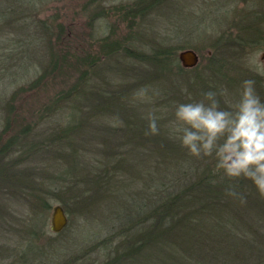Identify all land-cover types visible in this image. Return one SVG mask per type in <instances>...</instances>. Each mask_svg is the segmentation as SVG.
Listing matches in <instances>:
<instances>
[{
    "label": "rangeland",
    "instance_id": "rangeland-1",
    "mask_svg": "<svg viewBox=\"0 0 264 264\" xmlns=\"http://www.w3.org/2000/svg\"><path fill=\"white\" fill-rule=\"evenodd\" d=\"M137 1L0 0V145L14 135L20 121L21 125H29L30 134L35 136L31 141L42 142L48 138L49 144L52 142L51 133L69 124L61 113L46 114L50 97L66 85L61 70L52 75L47 70L43 76L49 53L57 49L61 53L60 48H51V41L57 37L61 50L65 48L64 44H71V49L83 55L90 52L100 54L104 60L99 63L92 80L90 75L89 82L94 83L95 89L98 86L118 95L115 106L103 110L104 115L99 118L95 114L84 118L81 112L85 127L87 124V128L96 129L98 126L99 134L92 135V130H84L88 135L80 145L86 148V154L74 144L78 150L76 158H79L78 162L81 160V164L76 163L79 168L84 163L87 169L92 168L91 154L94 164L106 148L111 150L112 144H118L112 140V131L125 125L122 115L117 113V108L124 103L131 109L143 106L146 112L155 113L160 132L165 134L167 131L171 135L169 139L180 141L175 127L177 104L205 99L196 77L205 79L211 90H218L216 99L224 100L223 106L231 110H235L245 80L253 81L256 94L264 100V69L260 57L263 43L248 44L242 55L225 57L227 63L236 65L225 74L233 72L238 76L236 79L228 80L221 75L220 80L213 79L204 73L202 67L207 57L215 52L213 45L217 37L228 30L237 33L236 24L241 14L254 6V0H159L147 8L143 19L133 18L137 23L135 26L125 28L130 17L138 14V10L131 8H142L133 6ZM146 1L149 0L143 2L149 4ZM60 26L62 31L59 33ZM130 31L133 39L129 40V45L135 43L136 51L150 53L153 51L150 46L157 44V47L163 45L167 48L166 78L158 75L151 80L140 79L137 72H149L150 67L135 60L127 64L118 58L119 55L111 61V54L105 55L107 46L101 50L102 44L121 41L122 36H127ZM64 33L72 39H65ZM186 48L199 54V61L193 67L181 66L177 58L178 52ZM82 68L80 64L78 69L84 70ZM157 78H164L166 86H160ZM147 117L148 114L143 119L145 125L149 124ZM24 141L30 142L25 137ZM54 148L49 146L48 155L41 152L27 161L18 155L17 171H33L26 175L25 184L16 188L0 186V264H98L113 253L112 240L104 238L109 234V218L104 206H98L94 212H82L76 196L67 188L69 181L79 172L76 168V174L71 171L65 175L62 153L70 147H65L62 152L61 145ZM118 148L127 149L128 144ZM147 150L144 153H148ZM15 156L16 153H12L3 160L12 161ZM145 158L144 164L150 168L164 166L160 152ZM169 165L165 163V168L168 169ZM47 175L48 192L42 193L41 182H45ZM124 178L127 181L134 179L128 173ZM36 181H39V188L33 186ZM57 203L63 206L68 221L62 230L53 232L50 215ZM63 204H67V208ZM103 238L104 243H101Z\"/></svg>",
    "mask_w": 264,
    "mask_h": 264
},
{
    "label": "trees",
    "instance_id": "trees-1",
    "mask_svg": "<svg viewBox=\"0 0 264 264\" xmlns=\"http://www.w3.org/2000/svg\"><path fill=\"white\" fill-rule=\"evenodd\" d=\"M143 1L133 5L144 9L131 8L138 10L139 15L131 12L133 16L125 28L135 26L133 18L143 19L147 8L159 0L146 1L147 5ZM254 1V6L241 14L236 24L237 33L228 30L216 38L213 45L215 52L207 57L202 66L209 77L220 80L221 75L228 80L236 79L238 76L233 72L225 74L236 67L227 63L225 57L242 55L248 44H264V0ZM61 31L60 26L59 33ZM131 34L132 31L122 36L121 41L102 44L101 50L107 46L105 55L111 54V61L119 55L118 58L127 64L135 60L150 67L149 72H137L140 79L151 80L158 75L166 78L167 48L163 45L157 47L156 43V46H150L153 51L141 53L136 51L135 43L132 42L130 47ZM64 38L72 39L67 35ZM58 39H50L53 40L51 48L58 47L61 53L58 49L49 53L43 76L47 70L49 75L61 70L66 85L50 97L46 114L61 113L69 124L51 133L52 142L49 144L48 138L42 142L31 141L33 134L29 132V125H21L20 121L14 135L0 145V186L16 188L25 184L26 175L33 170L29 169L26 173L25 170L17 171L18 155L26 161L41 152L48 155L49 146L57 148L61 145V152L70 147L62 153L64 171L65 175L71 171H76V174V168H79L76 163L81 164V160L78 162L79 158H76V151L81 149L82 154L88 153L80 145L88 135L84 132L88 124L85 127L81 116L91 118L95 114L99 118L104 115L103 110H110L118 101L116 93L113 95L98 86L95 89L94 83L89 82L90 75L92 80L93 73L104 60L100 54L76 52V49H71L73 45L70 41V46L63 42L65 48L61 50ZM80 64L84 70L78 69ZM164 78L155 80L161 82L160 86H166ZM196 80L203 94L212 89L205 79L196 77ZM213 91L218 95V90ZM220 101L221 108L231 110L223 106L224 100ZM125 104L117 108L125 125L112 131V140L118 143L117 146L111 143V150L106 148L94 164L91 154L92 168L87 169L86 163L81 165L82 169L79 168L78 175L69 181L67 187L76 196L82 212H94L98 206H104L109 218V234L104 238L112 240L113 253L98 264H264V191L248 176L227 175L218 165L214 153L199 157L191 155L179 140L169 139V132L162 134L159 123V131L150 133L149 124L145 125L143 121L149 112L143 106L131 109ZM46 118H43L44 121ZM136 119L138 121L132 122ZM95 128L87 130H92V135H98L99 128ZM24 137L30 142H23ZM75 143L78 150L73 147ZM126 143L127 149L118 148ZM145 149L148 153H144ZM157 152L162 154L164 161L161 169L144 164L146 156L153 157ZM12 153H16L12 161L3 160ZM165 163H170L168 169ZM126 173L134 179L127 181L124 178ZM38 182L33 186L39 188ZM41 187L42 193L48 192V175L45 182H41ZM63 205L65 208L68 206ZM104 238L101 243H104Z\"/></svg>",
    "mask_w": 264,
    "mask_h": 264
},
{
    "label": "clouds",
    "instance_id": "clouds-1",
    "mask_svg": "<svg viewBox=\"0 0 264 264\" xmlns=\"http://www.w3.org/2000/svg\"><path fill=\"white\" fill-rule=\"evenodd\" d=\"M216 95L209 90L205 99L177 104L175 127L180 142L193 156L214 153L227 175L248 176L264 191V100L251 80L243 82L235 110L221 108ZM147 118L148 131L158 132L155 113Z\"/></svg>",
    "mask_w": 264,
    "mask_h": 264
},
{
    "label": "water",
    "instance_id": "water-1",
    "mask_svg": "<svg viewBox=\"0 0 264 264\" xmlns=\"http://www.w3.org/2000/svg\"><path fill=\"white\" fill-rule=\"evenodd\" d=\"M260 57L263 60L264 69V50L261 51ZM178 59L184 67H191L198 62V55L195 50L186 48L178 52ZM67 216L61 204L53 205L50 215V229L53 232H59L67 224Z\"/></svg>",
    "mask_w": 264,
    "mask_h": 264
},
{
    "label": "flooded vegetation",
    "instance_id": "flooded-vegetation-1",
    "mask_svg": "<svg viewBox=\"0 0 264 264\" xmlns=\"http://www.w3.org/2000/svg\"><path fill=\"white\" fill-rule=\"evenodd\" d=\"M197 53V52H196ZM197 55H198V61H199V54L197 53ZM177 58H178V54H177ZM180 62V61H179ZM181 64V63H180ZM197 64V63H196ZM195 64V65H196ZM195 65H193V66H195ZM181 66H183V65H181ZM193 66H191V67H193ZM184 67V66H183ZM262 67H263V64H262ZM187 68H189V67H187Z\"/></svg>",
    "mask_w": 264,
    "mask_h": 264
}]
</instances>
